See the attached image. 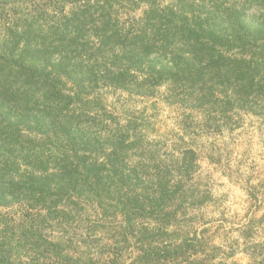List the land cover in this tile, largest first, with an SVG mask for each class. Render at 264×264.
Instances as JSON below:
<instances>
[{
  "label": "trees",
  "instance_id": "trees-1",
  "mask_svg": "<svg viewBox=\"0 0 264 264\" xmlns=\"http://www.w3.org/2000/svg\"><path fill=\"white\" fill-rule=\"evenodd\" d=\"M240 112L264 122V0H0V264H264V214L227 235L198 182Z\"/></svg>",
  "mask_w": 264,
  "mask_h": 264
},
{
  "label": "rangeland",
  "instance_id": "rangeland-1",
  "mask_svg": "<svg viewBox=\"0 0 264 264\" xmlns=\"http://www.w3.org/2000/svg\"><path fill=\"white\" fill-rule=\"evenodd\" d=\"M146 106L158 117L161 131L176 129L181 110L161 98L150 99ZM240 114L238 126L200 133L195 144L202 165L198 182L215 199L206 210L208 217L224 219L225 228L233 230L227 235L235 236L240 235L236 229L264 214V122Z\"/></svg>",
  "mask_w": 264,
  "mask_h": 264
}]
</instances>
